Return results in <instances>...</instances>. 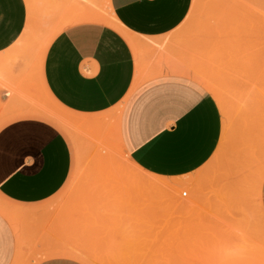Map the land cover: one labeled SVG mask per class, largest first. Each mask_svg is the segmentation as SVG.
Listing matches in <instances>:
<instances>
[{
  "label": "rangeland",
  "instance_id": "1",
  "mask_svg": "<svg viewBox=\"0 0 264 264\" xmlns=\"http://www.w3.org/2000/svg\"><path fill=\"white\" fill-rule=\"evenodd\" d=\"M42 16L24 35L38 61L63 24L47 27ZM157 47L175 74L218 101L224 134L215 155L188 180H149L152 173L122 146L114 120L120 108L89 117L49 97L46 116L67 134L75 157L70 179L49 203L85 223H50L52 246L26 239L16 223L13 264L53 256L86 264H264V0H193L182 25ZM178 51L188 75L173 61Z\"/></svg>",
  "mask_w": 264,
  "mask_h": 264
},
{
  "label": "crops",
  "instance_id": "2",
  "mask_svg": "<svg viewBox=\"0 0 264 264\" xmlns=\"http://www.w3.org/2000/svg\"><path fill=\"white\" fill-rule=\"evenodd\" d=\"M192 4L0 0V197L16 211L13 217L0 207V264H13L17 256L16 223L26 239L38 236L48 246L56 244L50 223H85L80 214L74 220L49 203L75 164L67 134L46 116L53 109L49 97L89 117L120 108L114 120L129 158L167 180L195 177L215 155L224 134L218 101L175 74L157 47L182 25ZM41 13L45 26L63 24L38 61L36 46H27L24 35ZM174 54L188 75L180 51ZM261 202L264 211V180ZM34 264L86 263L53 256Z\"/></svg>",
  "mask_w": 264,
  "mask_h": 264
},
{
  "label": "bare ground",
  "instance_id": "3",
  "mask_svg": "<svg viewBox=\"0 0 264 264\" xmlns=\"http://www.w3.org/2000/svg\"><path fill=\"white\" fill-rule=\"evenodd\" d=\"M33 10V9H32ZM31 17H32V15H31ZM33 18V17H32ZM244 18V17H243ZM247 20V19H246ZM30 22V21H29ZM251 23H253V22H251ZM30 25H34L33 24V22H30ZM221 26V25H220ZM219 29V28H218ZM48 112H50V111H48ZM53 113H54V111H52ZM51 113V112H50ZM62 116V115H61ZM65 119V118H64ZM66 121V119L64 120V122ZM63 122V123H64ZM68 122V121H67ZM66 124V123H65ZM64 124V125H65ZM71 124V123H70ZM68 125V124H67ZM66 126V125H65ZM149 178V180H152V181H158V182H161V181H166L167 179H165L163 176L162 177H160V176H158V175H154V174H151V175H149L148 176ZM236 251V250H235Z\"/></svg>",
  "mask_w": 264,
  "mask_h": 264
},
{
  "label": "built area",
  "instance_id": "4",
  "mask_svg": "<svg viewBox=\"0 0 264 264\" xmlns=\"http://www.w3.org/2000/svg\"><path fill=\"white\" fill-rule=\"evenodd\" d=\"M183 195H184V196H186V195H187V192H186V191H184V192H183Z\"/></svg>",
  "mask_w": 264,
  "mask_h": 264
}]
</instances>
